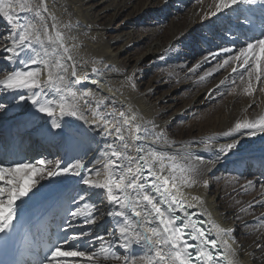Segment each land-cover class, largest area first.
<instances>
[{
	"label": "snow or ice",
	"instance_id": "1",
	"mask_svg": "<svg viewBox=\"0 0 264 264\" xmlns=\"http://www.w3.org/2000/svg\"><path fill=\"white\" fill-rule=\"evenodd\" d=\"M195 3L199 11L194 15L201 25L213 18L220 24L192 41L196 46L215 47L202 54L188 72L210 65L199 76L204 82L230 70L209 89L210 99L223 97L221 86L229 83L227 94L237 89L250 98L264 93V34L241 44L232 42L237 36L234 29L264 33V0ZM160 4L165 6L168 0H160ZM230 11L234 15L222 18ZM22 13L35 19L22 20ZM0 17L10 29L8 44L0 48L2 58L9 65L22 66L0 72V264H239L237 251L229 243H235L236 230L221 228L210 214L205 217L204 200L194 196L189 201L182 189L207 188L209 174L214 175L213 170H219L225 159L236 156L231 160L232 171L225 170L228 183H239L240 169L257 168L259 178L248 179L240 187L245 194L259 187L261 197L239 212L264 207V148L239 151L244 137L264 136V114L246 115L255 101L219 134L229 138L226 142L208 137L177 147L164 128L145 121L131 108H118L115 98L75 87L89 82L98 88L99 81L87 72L78 74L81 65L71 35L74 26L60 25L47 0H0ZM189 32L175 36L170 50L182 45ZM217 39L221 42L216 43ZM91 73L101 76L104 71L93 66ZM134 77L135 70L124 81L133 90ZM96 136L102 141V155L89 167L86 158ZM33 138L37 144L55 147L56 156L16 159L25 140ZM147 141L175 150L160 152ZM201 146L212 153L211 158L196 151ZM257 151L259 155H255ZM90 190L101 193L99 203L89 199ZM50 214L60 222L55 239L48 235L44 241L42 237L49 231L44 221ZM105 217L111 227L94 234L90 226ZM255 222L264 224V216ZM134 246L143 251L133 255ZM256 248L261 253L259 264H264V243L257 242ZM22 250L30 258H24ZM251 255L255 260V253Z\"/></svg>",
	"mask_w": 264,
	"mask_h": 264
},
{
	"label": "bare ground",
	"instance_id": "2",
	"mask_svg": "<svg viewBox=\"0 0 264 264\" xmlns=\"http://www.w3.org/2000/svg\"><path fill=\"white\" fill-rule=\"evenodd\" d=\"M210 2L211 0H205V4ZM47 3L50 12L55 14L60 25L71 23L74 26L71 30V35L75 37L73 43L78 46L75 53L81 65L77 69L78 74L83 75L84 72H87L92 79L99 81L98 88L96 85L85 82L76 85L77 89L91 88L97 95L115 98L118 108L121 105L125 111L131 108L139 116L143 117L145 121H153L164 128L168 140L175 142L177 147L181 143L186 144L192 140H207L208 137H217L219 142H226L229 139L220 137L219 134L226 131L237 118L245 114L243 109L246 106L248 107L250 102L239 106L237 104L236 107L231 108L230 111L228 110V117L221 120L218 119L217 125L215 124L208 131H197L194 128L195 122L198 124L210 122L209 118L213 117L210 116V109L206 108L208 105H205L204 101L208 102V104L214 102L215 111L220 109V105H217V95L212 96L211 99L207 95L209 89L215 88L219 80H214L213 76L208 77L204 82L199 81V76L203 75L207 70H205L207 65L202 66L196 73H187L189 68L186 66L188 60L184 58V49L188 47L185 43L186 40H189L197 31L207 34L220 24L219 20L213 18L211 21H206L201 25L198 16L194 15V13L199 11L195 0H168V4L165 6H161L160 0H153L151 4L149 0H47ZM139 14L146 16L144 21L139 19ZM231 15H234V13L230 11L222 14V18ZM30 18L27 15H21L22 20L27 21ZM116 20H119L122 26L113 27V23ZM48 23L51 25L52 21L49 20ZM0 24L2 25L0 27H3L0 28V48H3L8 44L10 29L2 17H0ZM234 31L237 32V36L232 42L236 44H241L245 40L264 34L259 30H245L244 28L234 29ZM108 32L113 35L106 37ZM182 32H189L181 45L183 51L179 49L180 45L170 50L169 46L173 38ZM220 42L217 39L216 43ZM112 46L117 48L113 49ZM210 47H215V44L210 45ZM195 49L199 50L196 45ZM172 52H177L178 56L175 58L171 57ZM205 52L207 51H201L196 60ZM1 56H3V53H0L1 72L4 69L11 70L13 67H22L19 64L9 65ZM93 60L102 61V63L93 65ZM196 60L193 59L190 64H194ZM155 63L158 65L154 66L153 64ZM104 65H108V68L105 69ZM93 66L102 68L104 74L101 76L92 74L91 68ZM133 70H135V76L139 70H143L146 77L150 78L147 81L144 80L142 84L136 81L135 90L124 83L125 77L132 74ZM145 74L142 75L145 76ZM202 87L204 90H201ZM221 88L224 90L226 86H221ZM160 89L164 91L161 94H159ZM237 90L242 92L241 89ZM228 95L229 101L236 97L233 94ZM154 96H157V98H155L154 102H151L150 99ZM139 97L144 103L143 106L138 107L135 101ZM138 104L140 105L141 103ZM172 105L179 106V114L177 113L175 116L174 114L167 115ZM253 105L256 104L254 103ZM257 109L258 111L248 117L255 118L260 114H264V104ZM108 110L111 111V108ZM187 113H190V115L192 113L193 117L187 119ZM76 123L80 122L77 121ZM7 124L8 122L5 121L3 126L5 131ZM90 135L92 134L90 133ZM25 141L27 148L25 149L22 146L19 154L20 159L22 152H28L27 150H30L28 158L31 155L35 157L39 153L48 156L49 152H51L52 147L42 142L37 145L35 138L26 139ZM146 144L151 145L160 152L170 153L175 150L169 149L162 144L152 145L151 141H147ZM101 147L102 141L99 136H96L92 144V151L89 152L86 158L89 162V167H92V162L102 155ZM261 148H264V136H257L253 139L244 137L239 151L244 153ZM196 151L206 158H211L212 156V153L203 150L202 146L196 148ZM255 155H259V152H255ZM236 158V156H231L230 159H225L223 163L231 164L232 166L231 160ZM97 166L99 167L100 165ZM243 170L245 168L240 169V172L243 173L241 177L244 180L259 178V170L257 168H252V173H248L249 175H246ZM221 176L217 174L213 179L212 186L207 188L199 185L183 188V195L189 201L194 196H200L205 202L202 209L206 210L205 217L210 214L211 220L221 228L235 229V236L236 233L241 231L242 237L239 240L236 239L235 243L229 240V243L237 251L239 264H259L261 253L256 248V243H264V224L256 223L255 221L256 218L264 216V208L254 215L251 214L253 213L252 209L249 210V213H240L239 209L247 207L248 203L253 201V199H250L254 194L252 192H260V189L257 187L248 192V199L239 198L238 196L244 193L240 183L233 185L228 183L230 179ZM100 197L102 199V195L98 190H90L89 199L92 202L99 203ZM237 200L240 201L239 204H236ZM102 210H105L103 206ZM238 216L240 218H237ZM229 220L235 221L233 226L229 224ZM59 222V219H53L51 214L46 217L44 223L48 226L49 231L45 232L42 238L47 241L48 235H52L54 240L57 231L56 224ZM245 225H248V227H245ZM90 227L94 234H103L109 230L111 224L105 217L104 220ZM81 246L86 247L83 243ZM117 250L123 251L122 249ZM22 251L24 258H30L26 250ZM142 251V248L134 246L133 255L140 254ZM252 253H255V260L251 255Z\"/></svg>",
	"mask_w": 264,
	"mask_h": 264
},
{
	"label": "rangeland",
	"instance_id": "3",
	"mask_svg": "<svg viewBox=\"0 0 264 264\" xmlns=\"http://www.w3.org/2000/svg\"><path fill=\"white\" fill-rule=\"evenodd\" d=\"M22 14H24V15H27V16H29V17H31L32 19H35L34 17H32L31 16V14L30 13H22ZM21 14V15H22ZM145 15H142V14H139V19L141 20V21H144L145 20ZM160 18H162V17H160ZM0 26H2L1 24H0ZM120 27V26H122V24H121V22L119 21V20H116L114 23H113V27ZM0 28H3V27H0ZM246 30V29H245ZM246 32V31H245ZM111 34L112 33H107L106 34V37H110L111 36ZM202 34H204V32H195L194 33V35L193 36H191L190 38H189V40H186V44H187V49H184L185 50V56H184V58L185 59H187L188 60V64L186 65L187 67H190V66H192L193 64H190V61H193V59L194 60H196V58L197 57H199L198 55L201 53V51H208V49L210 48V45H208V44H203V45H201V46H197L198 47V49L199 50H196L195 49V45L192 43V41L195 39V38H197V37H199L200 35H202ZM113 35V34H112ZM193 47H194V49H193ZM112 48L113 49H116L117 47H115V46H112ZM179 49L181 50V51H183L182 50V46L180 45L179 46ZM143 52V51H142ZM203 54V53H202ZM202 54L200 55V56H202ZM178 56V53L177 52H172V54H171V57H177ZM2 57V56H1ZM157 63H155V64H153L154 66L156 65ZM158 65V64H157ZM141 67V66H140ZM157 67V66H156ZM210 67V65H207V67H205V70L206 69H208ZM1 72V71H0ZM178 72H180L179 70H178ZM229 72H230V70H229ZM229 72H225V71H221V72H219V73H216L215 75H214V80L216 79V80H221V79H224V77L225 76H228L229 75ZM187 73H188V69H187ZM142 74H145L144 72H143V70H139V72H137V74H136V76L134 77V79H135V82L137 81L138 83H140V84H142L143 82H144V80H148V79H150V78H147L146 77V74H145V76L144 75H142ZM177 84V83H176ZM151 85H152V83H151ZM153 86V85H152ZM231 85H230V83H229V85L228 86H226V88L223 90L224 92H225V95L223 96V97H220V96H216L217 97V105L219 104L220 105V109H216V111L214 110V102H211V104H208V102H205L204 101V104L206 105H208V107L206 106V108L207 109H210V116H213L212 118H209V120H210V122L208 121V122H201V123H196L195 122V125H194V123H193V125H194V128H196V130L197 131H202V132H204V131H208L209 129H211V127L212 126H214L215 124L217 125V121H218V119H225V118H227L228 117V110L230 111L231 110V108H234V107H236L237 106V104H238V106L239 105H242V104H247V102H252L253 100L255 101V104L256 105H253L251 108H249L248 109V111H247V113H246V115L247 116H251V115H253L256 111H258V107H261L263 104H264V93H259V92H257L255 95H254V97H247V96H245L244 94H243V92H239L238 90L236 91V93H232L233 94V96H236L235 98H232L231 99V101H229V98H230V96L227 94V87H230ZM154 90V89H153ZM201 90H204L203 89V87L201 88ZM162 92H164L163 91V89H160L159 90V94H161ZM229 96V98H228V96ZM141 97H139L138 99H136L137 101H135L136 102V105L139 107V106H143V103H144V101H142L141 99H140ZM155 98H157V96H154L153 98H151L150 99V101L152 102H154L155 101ZM243 99V100H242ZM140 102H139V101ZM138 103H141L140 105L138 104ZM261 103V104H260ZM180 105V104H179ZM210 105V106H209ZM227 108H226V107ZM178 105L176 106V105H172V107H170L169 108V112L167 113V115H171V114H174V116L175 115H177V113L179 114L180 112H178ZM223 107V108H222ZM225 107V108H224ZM229 107V108H228ZM247 107V106H246ZM246 107H244V109L246 108ZM225 109V110H224ZM244 109H243V111H244ZM212 110V111H211ZM177 111V112H176ZM223 111V112H222ZM227 112V113H226ZM225 113V114H224ZM251 113V114H250ZM190 115V113H187V119H189V118H191V117H193L192 116V113H191V115ZM226 115V116H225ZM213 122H215V123H213ZM201 124V125H200ZM198 125V126H197ZM198 128V129H197ZM27 143H26V141H25V143L23 144V148H27V145H26ZM38 145V144H37ZM28 152H22V155H21V160L22 159H32V158H34L32 155L30 156V158H28L29 157V153H30V150H27ZM39 154H43V153H39ZM38 154V155H39ZM49 154H52V156L53 157H55L56 156V154H57V149L55 148V147H52V149H51V152H49ZM134 154V153H133ZM37 155V156H38ZM37 156H35V157H37ZM19 158H20V156H19ZM229 165V166H228ZM232 169H233V165L231 166V164H227V163H223V165L222 166H220V168H219V170H217V169H214L213 170V172H214V175L213 174H211L210 173V175H212L211 177H212V179H211V182L209 183V186H212V182H213V179H214V177L217 175V174H220V175H222L221 177H223V178H227V179H230V176L228 175V173L227 172H225V170H228L229 172H231L232 171ZM252 169H246L245 168V170H243V172L246 174V175H249V174H251L252 172ZM249 173V174H248ZM247 177H249V176H247ZM246 182V180H244L242 177H240L239 178V183H240V185L241 184H244ZM238 184V183H237ZM235 185V184H234ZM254 193V194H253ZM252 194H253V196L250 198V199H253V200H256V199H260L261 197H260V195H259V192H257V191H254V192H252ZM239 198L240 197H242V198H244V199H248V197H249V194H242V195H239L238 196ZM100 199H101V197H100ZM264 207H260L259 205H256V206H254V208L252 209V212L253 213H251L252 215H254V214H256V212H258V211H260V210H262ZM234 223H235V221L234 220H229V224H232V226L234 225ZM242 237V234H241V231H239V233H236V236H235V238L237 239V240H239L240 238Z\"/></svg>",
	"mask_w": 264,
	"mask_h": 264
}]
</instances>
